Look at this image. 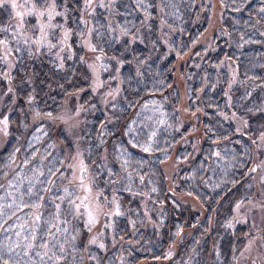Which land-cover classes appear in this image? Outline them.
<instances>
[{
	"label": "trees",
	"instance_id": "trees-1",
	"mask_svg": "<svg viewBox=\"0 0 264 264\" xmlns=\"http://www.w3.org/2000/svg\"><path fill=\"white\" fill-rule=\"evenodd\" d=\"M59 2L67 8L74 9L73 21H75L77 19L76 10L81 7L83 1L60 0ZM204 2L205 0H115L113 8L117 10L118 25L123 33L119 42L116 41V36L108 38L109 34L105 32L106 21L103 15H97L94 19L99 27L97 30L103 36L105 35L104 39L109 44L108 53L115 60L119 59L121 63L119 70L121 100L113 110V114L116 117V133L121 135L122 140L116 144L115 149L120 158L122 157L123 165L125 157L131 156V150L140 151V154L136 155L143 162L141 167L146 169L139 171L134 163L128 167L127 177L134 178L135 190H138L137 187L141 183L143 188L141 187L142 192L140 193H148L151 197H156L157 201L170 204V210L173 212L181 210V207L177 206L176 200L181 201L182 207L187 202L186 208H188L190 202L187 197L194 199L202 216L201 221L192 228V232L188 235L189 238L181 241V233L174 235V232L171 230L168 232L165 226H162L160 235L156 239L152 237L150 226L151 233L148 230L149 234H144L142 230L145 225H132L129 220L131 218L133 222L138 223V218H142L144 214L136 212V202L134 201L128 207V203L131 201L129 191L116 190L115 193L120 204L119 213L121 214L116 215L114 219L113 233L116 238H123L124 241L132 238L137 242L134 243L136 245L124 244L122 251L124 255L121 262H116L111 251L104 253L98 246L90 244H88V248L84 247L83 236H80L83 233L81 223L75 220L72 222L73 219L70 215L62 214V210L68 204L64 194L66 186L58 187L61 182H56V187L50 188L46 182L38 179L39 169L44 164L49 166L51 173L60 168V165L63 166L66 151L62 150L59 144L54 147L53 143L49 147L47 143H43V147H48L47 150L45 147L38 149L40 143H30L27 139L24 141V146L21 147V140L27 133L20 123V117L22 116L27 121V111L25 110L27 102L24 98L18 97L8 116L10 135L6 146L0 152V204L6 203L4 189L9 188L21 205H32L39 208L40 220H36L31 230L21 228L24 221H19L20 224L11 235V239H14L15 236L20 239L17 248L20 249V255H22L21 262H14L12 254L2 247L0 233V261L4 264H27L23 261V256L27 254L26 247L32 242L28 252L30 259L34 262L36 260L35 264H79L77 256L84 255V253L87 264H182L187 254L191 255L193 264H223L220 259L232 252L233 243L236 247L243 245L242 239L235 238L246 229L237 226L234 232L228 230V236L224 235L220 240L221 243H216V248L221 246L220 254L216 252L215 248L216 237L221 232L218 229L222 212H226V209L230 210L233 204L242 198L243 193L251 192L250 186L246 184L250 178L246 174L250 166V158L245 153L246 151L244 152V148L247 149L248 146L247 136L249 135L234 130L232 123L222 122L221 111L227 102L225 101L226 91H224L227 73L224 69L220 70L218 76L220 82L216 87L212 86L216 81L209 65H214V63L216 65L220 62L224 52L220 48L216 52L212 50L214 48L208 50V45L205 42L210 38L202 37L208 29L211 11L209 8H203ZM218 2L219 12L222 7L223 18L222 21L220 20L222 26L220 25V28L217 29V34L224 35L227 27L228 37L236 39V43L233 42L234 49L230 48L228 55L237 58L236 46L246 42L242 29L247 27L243 25L246 20L249 24L251 18L264 17L257 11L258 7H264V0H218ZM160 8L161 13L159 12ZM201 8L203 10L200 12ZM143 15L148 17L149 31L147 33H142L146 26ZM142 23L145 24L144 27ZM132 33L137 35L142 33L145 41L141 45L140 42L130 44ZM97 37L101 39L100 34ZM212 38L211 44H214L215 38L213 36ZM146 41L151 44L150 51L148 48L145 49ZM81 52L79 49L77 57L72 59L71 63H66L65 70L60 71L56 78L46 66L47 61L42 60L44 56L39 53L34 56L19 53L18 62L11 75L13 87L22 95L30 85L32 91H35V98L39 99L44 108H47V105L52 109L58 108L63 97L88 87L89 75L81 60ZM246 59V55L239 57V77L242 80L252 75H248ZM177 78L180 82H184L186 103L185 95L179 92ZM205 82L208 85L203 87ZM199 89H201L200 92ZM86 92H83L84 100L87 98L85 97L87 96ZM249 92L244 91V95H240L234 105L236 106L237 102H242L244 96L250 94ZM196 98L202 104L200 109L197 108L198 111L195 107L196 103H194ZM148 103L161 105L160 111L163 112L161 115L166 120L158 127L150 125L151 117H157V115L153 116L144 112V106H147ZM186 106L194 111V114L187 120L182 114ZM247 106L245 104L242 108ZM48 111L51 110L48 109ZM222 112L224 113V111ZM197 113L199 115L196 119ZM262 114V112L257 113L255 117L264 122ZM100 115L99 110L94 109L93 119L86 118L87 121L84 123L86 127L90 129V121L96 118L100 120ZM138 116L140 117L139 123H134V118L136 119ZM163 117L160 118L158 115V122ZM198 127H201L203 136H198V145L201 149L198 156L194 155L196 158L194 157L193 162L198 163L201 158H205L211 178L207 180L208 178L203 177L205 175L203 174L195 186V182L191 178L177 186L176 179L172 177L170 179L169 176L167 178L165 170L171 169L170 167L177 161L179 155L184 158L189 154L190 151H186V147L181 148L180 143L190 134H195ZM61 132L59 130L57 134ZM60 140L64 143H61V146H71V141L68 139L60 137ZM225 142L229 144L225 152L220 154L219 160L216 157L213 159L214 156L210 155L212 147ZM144 148H148V151L145 152ZM37 150L38 156H36ZM99 150L100 152L103 150L110 152L107 146H102V149ZM68 151L70 152V147ZM100 152L94 158L96 161L94 166H97L100 161ZM90 154L89 152V159L92 156ZM92 154L94 155L95 152ZM17 157L19 166L15 169ZM101 160L105 164L104 158ZM109 166L108 171L114 170ZM98 177H101L97 178L100 185L103 184L104 174H99ZM122 180L125 181L126 177H123ZM178 187H182L183 190L177 189ZM131 188L134 189L132 186ZM61 195H64V200L61 199ZM210 214L217 217V221L212 226L206 218ZM208 229L212 233H209ZM49 232L53 233L54 237L49 235ZM41 237L43 238L41 239ZM172 242L176 244L173 254L170 257H164L163 252L172 245ZM45 244L47 247H41ZM53 244L56 247H53ZM195 245L200 247L198 257L194 253ZM61 246L64 250L63 253L59 251ZM190 249H193L192 252ZM55 259H60L62 263L54 262ZM72 260H74L73 263H71Z\"/></svg>",
	"mask_w": 264,
	"mask_h": 264
},
{
	"label": "rangeland",
	"instance_id": "rangeland-1",
	"mask_svg": "<svg viewBox=\"0 0 264 264\" xmlns=\"http://www.w3.org/2000/svg\"><path fill=\"white\" fill-rule=\"evenodd\" d=\"M59 1L55 0L56 11L63 13V15L55 16L50 23L60 25L61 27L45 29L44 33L34 30L33 26L37 23L35 18L25 17V22L22 25L20 17L16 15L17 11L21 13L25 12L26 7L24 5L31 6L34 0H7L3 6H0V30H7L6 32L0 31V40H6L8 42L7 47L0 45V121L5 116H9L10 109L15 106L18 97L24 98L27 102L25 108L27 111V121L21 116L20 123L27 134L21 140V147L22 145L24 146V141L27 139L30 143H40L38 149L45 147H43V143H47L48 147L53 143L54 147L59 144L62 150L66 151L63 160L64 165H60V168H57L55 172L51 173L49 166L44 164L39 169L38 179L39 181L46 182L50 188L56 187V182H61V185L58 187L62 185L66 186L68 193H71L70 198L76 200L77 203H80L77 197L81 200L87 197V200H84L87 208L84 207V204H81L79 215L74 214V210L69 204L62 210V214H68L72 217V222L75 220L81 223L83 233L80 236H83L84 247L88 248V244H90L98 246L104 253L111 251V255L115 256L116 262H121L124 255L122 252L123 246H125L124 244L132 245L137 243L132 238H129L127 241H124L123 238L118 239L113 233L116 212L120 211V204L115 193L116 190L129 191L131 201H129L128 207L136 202V212L144 214L142 218H138V223L133 222L131 218L129 219L132 225H145L144 230H142L144 234H149L148 230L150 226L152 233L150 230L149 232L156 239L160 235L162 226H165L168 232L171 230L174 232V235L181 233V241L188 239V235L192 232L194 225L201 221L202 212L200 214L197 202L191 197H187L188 202H190V207L186 208L187 202L182 207L181 201L176 200V204L179 208L181 207V210L173 212L170 210V204H163V202L157 201L156 197H151L148 193H140L143 188L141 183L137 187L138 190H135V180L132 176L127 177V169L135 163V167L139 171L146 170L141 167L143 162L136 155L137 153L140 154V151L131 150V156L125 157L123 165L122 157L120 158L117 153L118 151L115 149L116 144L122 140L121 135L116 133V117L113 114V110L116 109V105L121 100V85L119 82L121 63L119 59L115 60L108 53L109 51L107 49H109V44L104 39L105 35L103 36L97 30L99 27L96 24L97 22H94L97 15H103L106 21L105 32L109 34L108 38H115L116 36V41L119 42V39L123 37V33L120 25H118L119 16L117 10L113 8V2L115 0H91V3L82 0L81 7L76 10L77 19L75 21H73L74 9L61 5ZM12 2L18 5L17 9L11 8ZM47 2L51 3L52 0H47ZM219 6L218 0H205L203 8H209L211 11L209 14L210 23L207 26L208 29L202 37L211 39L205 42L208 45V50H210L209 48H214L212 50L216 52L220 48L224 52L220 58V62L216 65L215 63L214 65L212 64L213 66L209 65L214 75V80L216 81L212 86L216 87L219 84V72L224 69L227 73L224 83L226 85L224 90L226 91L225 101L227 102L223 105L224 108H222L224 113L221 111V116L223 117L222 122L232 123L234 130L245 132L249 135H246L248 138V146L247 149L246 147L244 148V152L246 151L245 153L250 158V166L246 173L250 178L246 184L250 186L251 192L243 193L242 198L236 201L230 210L226 209V212H222L220 216V227L218 229L221 232L216 237L215 248L216 243H221L220 240L222 237L228 234V230L234 232L237 226H242L246 230L236 236L235 239H242L243 245L236 247L233 243L231 248L232 252L221 258V262L223 264H264V122H261L255 117L257 113L261 112L264 116V17L251 18L249 24L246 20L243 26L247 28L242 29V34L245 36L246 42L245 44L240 43L236 46L235 53L238 54L236 58L235 56L228 55L229 49H234L233 42L236 43V39L228 37L227 27L224 35L217 34V29L221 25L220 20L222 21L223 18L221 13L222 7L221 12H219ZM203 8L200 9V12ZM257 11L259 14L264 15V7H258ZM159 12L161 13V8ZM144 19L146 26L144 27L145 24L142 23L144 27L142 33H147L149 31L148 17L145 16ZM45 22L48 23V21ZM69 30L70 33L67 39H65V32ZM142 33H138V35L132 33L130 36V44L140 42L139 44L141 45L145 41L143 38L144 35H141ZM98 34L101 35V39L97 37ZM212 36L215 38L214 44H211L213 41ZM146 43L145 49L148 48V51H150L151 44H148L147 41ZM79 49L82 51L81 60L88 70V87L63 97L61 105L58 108L52 109L48 105L47 108H44L40 104L39 99L35 98V91H32L30 85L27 88L28 90H25V93H22V95L13 87L11 75L18 62L19 53H25L28 56H34L36 53H39L44 56L42 60L47 61L46 66L56 78V75L60 71L65 70L66 63H71L72 59L77 57ZM242 55H246L247 58L246 64L248 67L246 68L248 69V75L252 74L248 76L249 78L245 77L243 80L239 77L240 73L238 69L239 57H242ZM176 82L179 92L185 95L186 103L187 98L184 82H180L178 78ZM206 84L208 85L205 82L203 87ZM246 90L250 91V94L244 96L243 101L237 102L235 106V100L240 95H244L243 92ZM85 91H87V96H85L87 98L84 100L83 92ZM198 91L200 92L201 89ZM197 95L199 96V93ZM194 103H196V110L202 107V104L199 103L197 98ZM245 104L248 106L243 109L242 107ZM48 109L51 111H48ZM94 109L99 110L101 119L97 120L96 118L90 121V129H88L84 123L87 121V117L93 119ZM144 109L146 114L157 115V117H151L150 125L158 127L160 123H164L166 120L161 115L163 114L160 111L161 105L148 103L147 106H144ZM192 110L187 106L184 108L182 114L186 120L194 114ZM158 115L160 118L163 117V119H159V122ZM198 115L197 113L196 119ZM192 119L195 121L194 118ZM139 120L140 117L138 116V118H134L133 122L139 123ZM9 126L10 123L8 122L7 129L5 130L4 125L0 123V152L6 146V141L9 138ZM59 130L62 132L57 134ZM202 133L201 127H198L195 134H190L187 139L183 140L180 146L181 148L186 147V151H190L189 154L185 155L184 158L179 155L177 161L170 167L171 169L165 170L167 178L169 176L170 179L171 177L176 179L177 186L190 178L195 182V186L203 174H205L203 177L208 178L207 180L211 178L206 166L208 163L205 158H201L198 163L193 162L194 157L199 155L201 149L198 145V136H203ZM92 135L93 137H91ZM60 137L71 141V146H61V143H64L60 140ZM102 146H107L110 152H105L104 150L100 152L99 149H102ZM228 146L229 144L226 142L215 144L212 147L210 155L214 156L213 159L216 157L219 160L221 157L220 154L225 152ZM48 147H45V150ZM69 147L70 152L68 151ZM89 152L92 155L90 159L88 158ZM93 152H95L94 155L92 154ZM99 152L101 154L99 157L100 161L97 166H94L96 162L94 158ZM38 154L39 152L36 156ZM103 158L105 164L101 160ZM189 159L191 160L188 161ZM15 164V169H17L19 166L18 157ZM108 165H110L109 168L114 170L108 171ZM82 168L86 169V171L82 172ZM253 169L255 171H252ZM99 174H104L103 184L101 185L97 180V178H101L98 177ZM123 177H126L125 181L122 180ZM81 178L83 179L84 185L90 191L79 187ZM3 184H1L2 187H4ZM173 186L175 187L174 182ZM177 189L183 190L182 187H178ZM64 194L68 199V194ZM4 197H6V203L0 204L3 209L0 214V233L3 242V245H1L8 250V253L12 254V260L14 262H21L22 255H20V249L17 248L20 239H17L16 236L14 239H11V235L17 229V225L20 224L19 221L21 222L22 220L24 223L21 228L31 230L33 228L32 225L36 222L35 217L38 215L39 208L32 205H21L9 188L4 189ZM61 197H64V195H61ZM8 205H11V207H7ZM89 210L92 211L96 218L95 223L90 227L87 226V212ZM206 218L209 220L211 226L217 221V217L215 218L212 214ZM58 223L60 222L58 221ZM131 228L133 227L131 226ZM208 231L212 233L210 229ZM29 237L31 238L30 235ZM149 237L151 238V236ZM93 239L96 241L95 244L90 243ZM101 244L104 247L101 248ZM31 245L32 242L26 247L27 254L23 256V261L27 264H35L36 262V260L35 262L31 260L29 256L30 253L28 251ZM175 248L176 244L172 242V245L163 252L164 257H170ZM193 249L195 256L198 257L200 247L195 245ZM193 249H190L191 252ZM220 249L221 246L219 245L216 248L218 254L221 252ZM190 256V254H187L182 264H193ZM77 258L79 264H87L85 253L81 256L78 255ZM54 262L62 263L60 259H55ZM73 262L74 260L71 263ZM0 264H4V262L0 261Z\"/></svg>",
	"mask_w": 264,
	"mask_h": 264
},
{
	"label": "snow or ice",
	"instance_id": "snow-or-ice-1",
	"mask_svg": "<svg viewBox=\"0 0 264 264\" xmlns=\"http://www.w3.org/2000/svg\"><path fill=\"white\" fill-rule=\"evenodd\" d=\"M7 2V0H0V6H3L5 3ZM87 3H91V0H86ZM26 7V11L21 13L19 11L16 12L17 17H20L21 21H22V25L25 22L24 18L25 17H33L37 20V23L33 26L34 30L39 31L41 33H44L45 29H56L61 27L60 25H53L50 23V21H52L54 19L55 16H62L63 13L61 12H57L56 11V3L55 0H52L51 3H48L47 0H34V3L29 6L27 4L24 5ZM18 5L15 2L11 3V8L12 9H17ZM45 21H48V23H46ZM0 31H7L6 29L0 30ZM70 30L65 32V39H67V36L69 35ZM8 42L6 40H0V45H3L5 47H7ZM93 50H95L93 48ZM97 59H99V57H97ZM37 115H39V113H37ZM0 123H2L4 125V129H7L8 126V117L5 116L4 119L2 121H0ZM144 151L147 152L148 148H144ZM217 155H219L217 153ZM81 171H86V169L82 168ZM252 171H255V169H253ZM80 188H84L86 191H90V189L87 188V186L84 185L83 183V179L81 178L80 180V184H79ZM65 193L68 194V199H67V203L69 205L72 206V209L74 210V214L79 215L80 214V207L81 204H84V200H87V197H84L83 200H81L79 197H77V200H80V203H77L76 200H72L70 198L71 193H68V189H64ZM153 191H155L153 189ZM29 195H31V193L29 192ZM38 198V197H37ZM62 200H64V197H61ZM7 207H11V205H8ZM84 207L87 208V205L84 204ZM3 209L0 208V213H2ZM121 213H119V211L116 212V215H120ZM87 226L90 227L93 223H95V216L93 215L92 211H88L87 212ZM35 219L38 221L40 220V216H36ZM66 231V229H65ZM49 235H52L54 237L53 233H48ZM35 238V237H34ZM43 237H41L42 239ZM73 239H75V237H73ZM90 243L95 244L96 241L95 239H93L92 241H90ZM41 247H47V245H41ZM53 247H56L55 244H53ZM100 247H104L103 244L100 245ZM59 251L61 253H63V247L61 246ZM45 255H47V252H45ZM49 259H51V257H49Z\"/></svg>",
	"mask_w": 264,
	"mask_h": 264
}]
</instances>
